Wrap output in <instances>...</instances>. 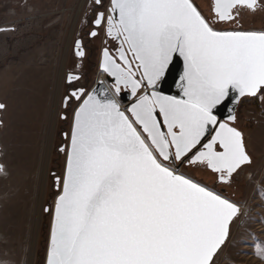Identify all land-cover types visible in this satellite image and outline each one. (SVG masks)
Instances as JSON below:
<instances>
[{
  "label": "snow or ice",
  "instance_id": "snow-or-ice-1",
  "mask_svg": "<svg viewBox=\"0 0 264 264\" xmlns=\"http://www.w3.org/2000/svg\"><path fill=\"white\" fill-rule=\"evenodd\" d=\"M87 8L104 79L67 76L46 264H218L243 215L226 189L255 162L239 109L264 105V26L248 23L264 0ZM86 47L78 37L81 64ZM254 246L264 258V240Z\"/></svg>",
  "mask_w": 264,
  "mask_h": 264
},
{
  "label": "rangeland",
  "instance_id": "rangeland-1",
  "mask_svg": "<svg viewBox=\"0 0 264 264\" xmlns=\"http://www.w3.org/2000/svg\"><path fill=\"white\" fill-rule=\"evenodd\" d=\"M89 3L90 0H0V28H4L0 31V102L8 105L7 112L0 113L4 120L0 126V163L9 172L8 177L0 174V264H21L23 260L26 264H46L51 217L43 208L54 203L52 173L62 174L65 166L58 148L69 123L61 120L58 112L67 76L84 74L83 82L92 87L101 77L102 42L90 41L86 35ZM248 23L257 28L264 26V13L249 17ZM81 36L88 40L84 41L87 59L83 64L75 55V41ZM239 115L255 162L226 189L227 195L241 206L243 215L233 227L230 243L218 264H264L254 246L264 240V105L245 103ZM53 122L52 139L50 135L46 138ZM45 144L51 146L50 159L38 181ZM16 156L18 159H14ZM15 176L20 177L15 180ZM197 176L209 180L201 173ZM35 208L41 213L39 223L35 215L32 217Z\"/></svg>",
  "mask_w": 264,
  "mask_h": 264
},
{
  "label": "bare ground",
  "instance_id": "bare-ground-1",
  "mask_svg": "<svg viewBox=\"0 0 264 264\" xmlns=\"http://www.w3.org/2000/svg\"><path fill=\"white\" fill-rule=\"evenodd\" d=\"M104 79V77H103V75H101V77H100V80H103ZM99 80V79H98ZM55 122V121H54ZM54 122L52 123V130L48 133V135L46 136V138H48V136L50 135V139H52V136H53V124H54ZM50 126V125H49ZM48 131V130H47ZM47 134V133H46ZM36 139H38V138H36ZM32 142V141H31ZM15 144V143H14ZM27 144V143H26ZM17 145V144H16ZM44 145V144H43ZM22 146V145H21ZM38 146H39V144H38ZM40 147H41V145H40ZM43 147V146H42ZM21 148V147H20ZM28 150H29V148H28ZM50 150H51V146L49 145H47V147H46V144H45V148L43 149V152H42V154H41V156H40V166H39V169H38V176L36 177L37 179H38V181L40 180L39 178H40V176H42V174L44 173L45 174V172L47 171V164H48V162H49V159H50ZM24 152V151H23ZM14 154H16V153H14ZM23 154V153H22ZM25 154V153H24ZM29 154V153H28ZM22 156V155H21ZM29 156V155H28ZM18 157H20V156H18ZM15 158H17V156L16 157H14V159ZM18 159V158H17ZM28 159V158H27ZM23 161V160H22ZM27 161V160H26ZM16 162H18V160L16 161ZM25 163V162H24ZM19 164V163H18ZM29 164V163H28ZM28 167V166H27ZM8 168V167H7ZM16 168V167H15ZM20 168H21V166H20ZM22 169V168H21ZM23 169H24V167H23ZM22 169V170H23ZM28 171V170H27ZM15 174H16V172H15ZM4 177L5 176H9V172H8V170L6 169V172L4 173V174H2ZM18 176V175H17ZM17 176H15V180H16V177ZM23 176V175H22ZM20 177V176H19ZM19 177H17V178H19ZM27 177V176H26ZM10 179V178H9ZM36 179V180H37ZM20 180V179H19ZM14 181V180H13ZM12 182V181H11ZM24 182V181H23ZM38 183V182H37ZM21 184V183H20ZM31 185V184H30ZM37 185L38 184H36V188H39V186L37 187ZM40 185V184H39ZM42 185V184H41ZM14 186V185H13ZM13 189V188H12ZM26 190V189H25ZM40 190V189H39ZM38 190V191H39ZM37 191V190H36ZM17 198V197H16ZM15 199V198H14ZM30 199V198H29ZM15 200H18V199H15ZM30 204V203H29ZM21 205V204H20ZM38 206L40 207L41 205H40V201H39V204H38ZM30 207V205L28 206V208ZM39 207H37L38 209H39ZM37 208H35V213L33 212V218H35L34 217V215L36 216V223L38 222L39 223V219L41 218V213L39 212V210L38 211H36L37 210ZM41 208V207H40ZM30 209H31V207H30ZM31 210H33V209H31ZM30 211V210H29ZM14 213V212H13ZM17 213V212H16ZM19 213V212H18ZM12 215V214H11ZM19 215V214H18ZM14 216V215H13ZM15 217H16V215H15ZM18 221V220H17ZM15 222V221H14ZM25 245H28V244H25ZM30 245V244H29ZM30 246H32V245H30ZM35 246V245H34ZM31 248V247H30ZM30 250H33V248L32 249H30ZM14 251V250H13ZM11 252V251H10ZM27 254V253H26ZM31 255H33L34 253H30ZM24 256V255H23ZM28 258V257H27ZM30 262V261H29ZM28 262V263H29ZM21 264H26V262H24V260H23V262L21 263Z\"/></svg>",
  "mask_w": 264,
  "mask_h": 264
},
{
  "label": "flooded vegetation",
  "instance_id": "flooded-vegetation-1",
  "mask_svg": "<svg viewBox=\"0 0 264 264\" xmlns=\"http://www.w3.org/2000/svg\"><path fill=\"white\" fill-rule=\"evenodd\" d=\"M83 39H84V41H88L87 39H86V36H83ZM90 41L91 40H93V39H91L90 37L88 38ZM86 51H87V48H86ZM74 74H78V73H74Z\"/></svg>",
  "mask_w": 264,
  "mask_h": 264
},
{
  "label": "water",
  "instance_id": "water-1",
  "mask_svg": "<svg viewBox=\"0 0 264 264\" xmlns=\"http://www.w3.org/2000/svg\"><path fill=\"white\" fill-rule=\"evenodd\" d=\"M3 29H4V28H0V31L3 30ZM99 80H100V79H99ZM96 86H97V84L95 83L93 87H96ZM173 91H176V89H175L174 86H173ZM50 231H51V229H50Z\"/></svg>",
  "mask_w": 264,
  "mask_h": 264
},
{
  "label": "crops",
  "instance_id": "crops-1",
  "mask_svg": "<svg viewBox=\"0 0 264 264\" xmlns=\"http://www.w3.org/2000/svg\"><path fill=\"white\" fill-rule=\"evenodd\" d=\"M1 230V229H0Z\"/></svg>",
  "mask_w": 264,
  "mask_h": 264
}]
</instances>
